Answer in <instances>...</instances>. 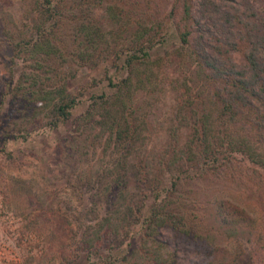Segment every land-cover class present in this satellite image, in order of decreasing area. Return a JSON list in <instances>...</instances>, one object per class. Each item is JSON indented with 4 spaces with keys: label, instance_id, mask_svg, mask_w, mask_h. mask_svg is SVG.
<instances>
[{
    "label": "rangeland",
    "instance_id": "374dc122",
    "mask_svg": "<svg viewBox=\"0 0 264 264\" xmlns=\"http://www.w3.org/2000/svg\"><path fill=\"white\" fill-rule=\"evenodd\" d=\"M184 1L52 0L58 14H54L57 21L54 22V18L50 21L53 24L50 43L55 46L56 53L66 57L61 64L62 71L68 74V90L79 94V101L71 109L72 119L58 127L49 128L45 121V110H30L26 100L22 101L25 90L35 87L29 85L30 76L26 77L28 75L23 72L30 73L35 57L41 63L44 62L41 53L30 59V54L18 52V43L36 35V23L40 20L39 12L35 9L37 0H0V264H88L89 259L84 252H81L77 261H69L76 251L67 228H74L76 214L85 211L89 203L88 192L77 190L71 175L66 180L68 168L63 162L68 155H65V148L84 149L85 157L90 158L87 162H101L102 145L94 137L97 129L84 128L82 117L79 123V119H73L86 110L92 96L112 92L113 88L108 83L109 75L117 80L126 74L125 69L117 67L120 58L117 60L115 56L117 53L124 54L121 48L128 46L140 28L147 27L148 32L159 40L150 49L151 61L160 60L162 56L158 63L150 61L149 64L140 65L143 76L151 69L156 73L153 81L147 83L150 89L140 90L133 96L135 107L139 106V110L146 112L145 118L152 135L149 146L157 148L167 142V131L171 118L178 113L179 103L176 100L179 89H174L168 79L178 78L179 71H185L193 78L191 83L198 94L192 106L196 110L194 112L213 108L212 92L218 82L212 83L210 79L198 75L197 65L187 57L192 53L194 38L198 37V25H205L204 17L199 22L194 21L200 16L201 0H186L191 4V18L183 16ZM217 1L222 7L233 9L232 5L241 7L244 0ZM249 2L260 12L264 11V0ZM184 29L190 30L188 44L180 39V32ZM89 31H93L92 34L98 31L92 43L84 40ZM212 35L222 38L218 31ZM211 38V43H215V38ZM85 47L93 52V59L88 63L78 62L77 52ZM247 48L246 43L241 42L238 49L230 50L229 53L232 59L242 64ZM172 53L182 54L181 59L175 61L177 57ZM57 57L59 55L51 53L47 61L58 65L61 57L56 63ZM37 71L40 75L38 82L44 84L59 78L55 76V70L43 71L42 65ZM27 85L29 87H23ZM23 103L25 106L22 109ZM257 103L262 113L255 118L256 113L252 111L251 118H263L264 126V105ZM212 114L215 116V112ZM188 127L181 130L180 140L188 137ZM240 131L250 141L259 143L264 152V141L256 139L253 126L252 129L248 127ZM261 132L264 134V127ZM63 166L66 169L64 173ZM174 195L175 203L182 206L180 210L190 232L161 226L151 235L157 241L154 246L146 238L145 228L139 221L130 226V235L123 241H113L109 248L100 250L102 256L111 251L118 258L117 263L97 256H91V262L153 264L150 253L157 252L169 264H206L205 248L211 243H207L209 238L205 235L208 234L215 237L213 240L217 245H226L231 251L237 250L238 243L233 235H221L224 228L219 224L220 217L216 211L219 200L237 202L260 216L263 219L264 236V170L240 153L235 155L229 165H223L216 172L185 178ZM152 202L153 197L150 195L146 200L144 215L150 212ZM61 213L67 214L66 219L60 217ZM56 216L59 221L57 219L54 222ZM62 225L65 231L59 235ZM52 231L54 236L56 231L58 241L50 240ZM249 235L239 232L237 237L247 241ZM138 247L143 248L138 250ZM253 250L254 255L261 254L264 260L263 248L257 245ZM217 252L215 260L217 263L222 260L219 264L224 263L222 253ZM236 260L237 264H247L243 254Z\"/></svg>",
    "mask_w": 264,
    "mask_h": 264
},
{
    "label": "trees",
    "instance_id": "16d2710c",
    "mask_svg": "<svg viewBox=\"0 0 264 264\" xmlns=\"http://www.w3.org/2000/svg\"><path fill=\"white\" fill-rule=\"evenodd\" d=\"M242 4L241 7L232 5L231 9L222 7L217 0H201L200 16L194 21L199 22L204 17L205 25H198V37L192 42L193 55L189 53L187 57L197 65L198 75L210 79L212 83L218 82L212 92L213 108L200 113L194 112L196 110L192 106L198 94L191 83L193 78L185 71H179L178 78L170 77L168 81L172 82V87L179 89L176 95V100L179 101L178 113L171 118L167 142L160 147L149 146L152 135L145 118L146 112L139 110V106L135 107L133 103L136 92L151 87L147 83L153 81L156 71L151 69L143 76L140 65L149 64L150 49L159 40L143 26L135 32L128 46L121 48L124 54L117 53L115 58H120V62L116 65L125 69L126 74L117 80L109 75L108 83L113 88L112 92L92 96L86 110L73 119H79V123L82 117L83 127L97 129L94 137L102 145L101 162H87L90 158L85 157L84 149L69 146L65 148V155H68L63 162L68 168L66 180L71 175L76 189L82 193L88 192L89 203L85 211L76 214L74 228H67L76 251L69 261H77L81 252H84L89 259L88 264L95 261L91 262V256L117 263L119 260L111 251L102 256L100 250L109 248L113 241H123L130 235V226L139 221L145 228L146 238L154 246L157 241L151 235L161 226L167 225L190 232L184 223V214L180 210L182 206L174 201L179 184L185 178L220 170L223 165H229L238 153L264 170V152L260 144L250 141L240 131L242 128L252 129L253 126L256 139L264 141V134L261 132L264 127L263 118H251L252 111L256 113L255 118L262 111L257 102L264 105V11L254 8L249 0L242 1ZM35 9L38 10L40 19L36 23V35L18 43V52L30 54V59L41 53L40 57L44 62L41 63L35 57L30 73L23 72L28 75L26 77L30 76L29 85L35 87L25 90L22 101L26 100L30 110H45L46 125L55 128L72 119L71 109L78 103L79 94L68 90V74L62 71L61 65L66 57L56 53L55 46L50 43V34L53 33L50 21L54 14H58L54 3L52 0H37ZM183 16L191 18V4L186 0L183 4ZM214 31H218L222 38L213 36ZM92 33L93 31L86 32L84 40L87 43L94 42L98 31ZM189 35V29L181 31V41L188 44ZM211 37L216 40L213 44ZM241 42L246 43L248 48L244 52V62L239 64L229 52L238 49ZM51 53L59 55L56 63L61 57L58 65L54 66L47 61ZM179 53H172L177 57L175 61L181 59L182 54ZM161 58L162 56L159 57L160 60ZM76 59L78 62L88 63L93 59V52L87 47L80 49ZM160 60L151 62L158 63ZM40 65L45 72L55 70L58 80L46 84L38 82L40 75L37 68ZM24 106L25 103L22 104V109ZM184 127H188L189 132L188 137L182 141L180 132ZM65 167L62 169L63 173ZM150 195L153 202L150 212L144 215L143 210ZM216 211L220 217L219 224L224 228L221 235H233L238 249L231 251L226 245L219 246L214 243V236L205 235L209 238L207 243L211 242L205 248L204 259L208 260L206 264L221 263V259L219 263L215 260L217 251L222 253V264H237L236 259L240 254L245 256L247 264H264L261 254L256 256L253 250L257 245L264 249L263 219L231 200H219ZM59 215L63 220L67 217L66 213ZM55 218L54 222L58 217ZM56 231L55 236L52 231L50 240H59ZM61 231H65L63 225L59 229V235ZM239 232L252 235L247 236L248 240L244 241L237 237ZM61 246L62 244L59 245ZM142 248L138 247V250ZM150 255L153 264L170 263L157 252Z\"/></svg>",
    "mask_w": 264,
    "mask_h": 264
}]
</instances>
